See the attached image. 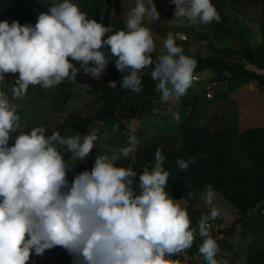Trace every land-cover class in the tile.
Instances as JSON below:
<instances>
[{"label":"clouds","instance_id":"clouds-1","mask_svg":"<svg viewBox=\"0 0 264 264\" xmlns=\"http://www.w3.org/2000/svg\"><path fill=\"white\" fill-rule=\"evenodd\" d=\"M170 3L176 19L189 26L220 21L212 0ZM146 19L160 20L154 0H135L125 27L115 32L89 19L73 0H56L34 25L0 21V81L6 73L19 74L11 98L0 90V264H27L33 252L43 256L57 246L73 264H177L171 257L191 248L197 237L206 264H226L216 259L218 245L210 231V221L220 215L211 184L201 194L210 212L193 227L183 199L177 201L166 191L169 172L159 148L135 187L136 173L117 163L135 161L139 140L134 131L126 133V146L96 155L91 170L76 173L70 161L89 158L97 132L63 136L59 131L49 134L43 126L24 131L13 102L30 86L51 89L65 80L76 81L81 71L99 79L113 61L124 74L120 89L142 92L141 72L151 68L159 103L178 101L193 84L196 60L172 33L157 52ZM109 87L116 89L117 83ZM165 114L180 120L179 112ZM118 129L115 125L113 131ZM64 152L72 157L66 160ZM189 163L176 161L182 171Z\"/></svg>","mask_w":264,"mask_h":264},{"label":"trees","instance_id":"trees-1","mask_svg":"<svg viewBox=\"0 0 264 264\" xmlns=\"http://www.w3.org/2000/svg\"><path fill=\"white\" fill-rule=\"evenodd\" d=\"M111 1L115 6L118 5V0ZM55 2L56 0H0V21L6 20L11 23L15 20L21 25L29 23L34 25L39 14L47 12L48 8L53 6ZM73 3L82 12H85L89 19H95L97 23H102L105 27L111 26L113 32L125 27V20L122 15H119L117 20L108 15L109 3L105 0H73ZM212 3L220 16L218 23L213 21L209 24L215 33L226 40L234 41L236 45L241 47L242 53L249 61L264 67L261 64L262 59L257 55V50L260 51L261 47L255 48L251 43L253 36L251 28L236 15V12L247 4L257 5L264 3V0H212ZM260 19L264 20V7L261 9ZM196 30L194 29L193 34L199 37L200 34ZM104 39H107V35ZM178 46L184 49L185 54L195 58L194 73L199 74L211 70L215 72L219 81H235L239 78L245 82H252L259 87H264L261 76L256 72L248 70L245 65L223 57L221 52H224V49L216 50L214 56L202 57L185 41L179 42ZM235 52L237 53L238 50ZM262 52L264 53V49ZM155 55L156 53L153 54L154 58ZM77 67H79L78 63ZM148 69L149 71L143 70L141 72L143 91L133 93L130 90L120 89L119 84L124 74L115 68L114 61L110 62L104 72L106 78L99 82L100 93L95 100L97 110L94 115L72 114L66 117L64 123L53 124V128L45 127L46 130L49 134L53 131H59L63 136L76 134L83 136L90 132L91 126L95 122L100 121L110 133L126 144V133L130 130L120 117V110L132 97H141L144 99L143 103L159 98V94L155 91L156 82L151 79L149 74L151 68ZM225 72L230 73V75L226 76ZM5 75H12V73ZM86 76L89 75L81 71L77 80ZM112 81L117 83L116 89L109 87V83ZM58 86L53 99L54 109L64 114L72 98V81L65 80ZM44 91V89L41 90L39 94L43 101L46 100ZM198 110L199 105L195 103L191 107L187 119L177 128L180 138L176 142L169 143L165 138L158 137L155 139L157 143L154 144L151 151L145 153L146 149H142L144 161L147 163L145 166H141L138 164L140 160L138 159V162L134 161L131 164L132 171L136 173L134 187L138 184V177L143 169L145 167L151 168L154 164V153L159 148L166 156L164 168L169 172L166 191L175 200L183 199L187 203V209L192 220H199L201 217L195 207L199 203L200 194L203 193L205 186L211 184L215 192L236 210L238 214L236 224L244 226L250 211L264 202V137L256 146L245 143L243 139H234L233 135L219 129L212 130L204 127L195 121ZM43 115L46 117H33L29 127L23 128V130L29 131L35 126L44 127L42 121L47 120V114L44 113ZM115 125H119L117 131H113ZM15 135L13 134V140ZM137 138L139 140L138 148L141 146L140 136ZM13 140L9 141L10 145ZM68 153H63L65 159ZM177 159L190 162L189 167L186 170H180L176 165ZM93 161L81 166H73V171L80 173L86 169L91 170ZM68 179L71 182L72 173H69ZM189 192L193 194L191 197L188 196ZM254 232L264 239V217ZM232 233L231 228L222 232L227 238L231 237ZM194 246L195 243L188 249L187 253L191 261H187L181 253L172 256L171 259L177 261V264H191L198 253V247L193 249ZM67 261L73 264L71 256H67ZM27 264H39L38 256L34 252L30 255ZM244 264H264V244L258 248L251 245Z\"/></svg>","mask_w":264,"mask_h":264},{"label":"rangeland","instance_id":"rangeland-1","mask_svg":"<svg viewBox=\"0 0 264 264\" xmlns=\"http://www.w3.org/2000/svg\"><path fill=\"white\" fill-rule=\"evenodd\" d=\"M105 1L109 3L108 15L115 20L119 18V15H122V18L126 20L127 12L135 6V0H118L117 6L111 0ZM154 3L160 14V20L146 19L144 25L151 30L158 52L162 49L163 40L169 33H172L177 45L179 42L185 41L202 57L214 56L216 50L224 49V52H221L223 57L245 65L248 70L260 75L264 82V67L249 61L242 53L241 47L234 41L218 36L209 24L189 26L187 21L177 20L174 15L175 5L171 4L170 0H154ZM263 7L264 3L247 4L236 12L237 17L244 20L251 28L253 33L251 43L255 48L261 47L260 51L257 50V55L262 59V65H264V53L262 52L264 49V20L260 19V12ZM228 12L231 13L230 10ZM194 29H197L199 37L193 34ZM183 36L186 37V40L183 39ZM144 71H149V69L146 68ZM12 78L5 77V81H0V90L7 92L10 98V88L15 83ZM105 78L106 74L104 73L99 79L89 75L81 80L72 81V98L64 114L54 109L53 99L57 93L58 85L51 89L40 88L39 85L30 86L24 97L13 101L17 106V114L23 128L29 127L33 117H46L43 115L44 113L47 114V120L42 121L44 127L52 128L53 124L64 123L66 117L72 114L94 115L97 110L95 100L100 93L99 82ZM208 87H212V98L207 96ZM43 89L45 90V101L39 97L40 91ZM143 100L141 97H132L119 112L128 129L140 136L141 146L136 148L135 162L140 159L138 164L141 166H145L147 163L144 161L142 149H146L145 153L151 151L154 144L157 143L155 142L156 138L163 137L169 143H174L180 138L177 128L187 119L189 111L195 103L199 105L195 121L204 127L212 130L219 129L233 135L234 139H243L245 143L256 146L264 137V87H259L252 82H245L243 79L219 81L215 72L208 70L193 74L192 86L187 94L178 101L161 105L159 98L146 103H143ZM45 108L47 109L45 110ZM169 110L179 112L180 120L173 121L169 115H166L165 113ZM130 124L131 128H129ZM93 130L97 132L98 136L94 149L85 161H70L73 166L84 165L94 160L96 155L111 154L114 150L126 146L100 121L91 126L90 132ZM71 157L72 153L69 152L66 160ZM117 163L118 166L131 168L134 161L121 159ZM201 194L195 210L200 216H206L210 212V208L205 205ZM214 203L220 211L218 218L215 221H210L211 235L218 245L216 259L225 261L226 264H244L250 246L255 245L258 248L264 244L263 237H259L254 232L256 226L263 220L264 202L250 211L244 226L236 224L238 218L236 210L217 193ZM183 206L187 209V203L184 200ZM187 211L189 213L188 209ZM197 223V219L192 220L193 227ZM230 228L233 233L231 237L227 238L222 232ZM194 243L193 249L199 247L202 240L197 237ZM188 251L187 249L181 254L187 261H191L187 254ZM67 256H70L68 252L57 246L54 249L46 250L43 256H38V259L39 264H70L67 261ZM191 264H206V262L203 256L197 253Z\"/></svg>","mask_w":264,"mask_h":264},{"label":"built area","instance_id":"built-area-1","mask_svg":"<svg viewBox=\"0 0 264 264\" xmlns=\"http://www.w3.org/2000/svg\"><path fill=\"white\" fill-rule=\"evenodd\" d=\"M183 39L184 40H186V37L185 36H183ZM116 68V67H115ZM18 76L19 75H14V74H12V75H5V77H13L12 79V81H16V79L18 78ZM207 96L209 97V98H212V87H208V93H207Z\"/></svg>","mask_w":264,"mask_h":264}]
</instances>
